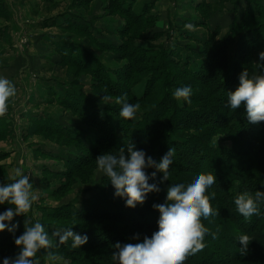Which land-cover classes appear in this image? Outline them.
<instances>
[{
    "label": "rangeland",
    "instance_id": "obj_1",
    "mask_svg": "<svg viewBox=\"0 0 264 264\" xmlns=\"http://www.w3.org/2000/svg\"><path fill=\"white\" fill-rule=\"evenodd\" d=\"M149 5L152 6L149 7ZM15 7L16 12L13 13ZM260 7L264 9V0H136L133 7L136 13L143 14L144 8L145 10L150 8L147 15L154 17L153 24H148V22L140 24L139 21H133L127 16L128 14L121 11L116 0H0V77L9 79L17 90V95L9 100L7 113L0 117V122H2L0 125V171L6 174L0 177V180L5 184L12 183L14 170L17 167H21L24 174L29 175L37 199L26 214L27 217L33 222L50 224L54 230H57L56 225L80 226L81 223L73 220L46 218L45 213L67 205L76 210H82L83 199L95 195L96 191L110 183L109 178L98 168L97 163L91 166L87 174L79 173L69 177L56 174L58 171L66 170L67 155L76 157L86 154L87 145L94 146L98 142L100 131L93 123L84 120V117L69 104H60L57 84H55L56 90L48 89L47 91L55 101L51 99L52 103L43 105L47 97L39 95L42 90L31 91L29 87L25 88L31 83L30 76L34 70L66 81L69 89L66 93L75 92L79 96L80 103L91 102L96 105L117 124L118 130L123 134V127L130 126L132 123H137L138 126L144 113L153 109L163 96L160 97L157 93L156 96L143 100L129 97L130 103L139 104L140 107L134 119L126 120L120 116L122 106L116 102L117 98L122 96V92H116L108 84L102 82L104 76L101 72L95 74L89 69H96L99 65H103L105 69L110 70L111 78L120 79L117 80V83H120L124 82L126 67L133 64V67L140 69V73L135 74L138 78L146 77L148 74L159 75V80L153 88L158 91L167 78L165 73L167 66L165 67L163 63L161 67L160 61L154 62L155 56L161 49H167L172 58L176 59H182V55H189L193 69L207 68L205 65L207 57L199 54L200 50L205 47L204 43L209 42L212 49L218 46L233 24L239 22L244 15L250 20L241 24L239 29L253 28L259 21L255 20L254 15L258 14ZM171 16L174 17L172 20L175 22L170 20ZM184 19L187 21H183ZM51 20L54 22L65 20L66 28L55 24L49 26ZM260 20L264 21V17ZM186 24L194 25L195 30L186 29ZM215 30L218 32L214 33ZM53 37L54 42H62L58 39L60 38L76 45L81 49L82 61L80 62L85 64L86 59L91 67L88 64L84 67L69 62L66 54L56 50L57 47V49H62L65 45H59V43L52 45L50 40ZM124 42L131 43L132 47L138 50L155 48L156 51H150L149 56L148 54H144V57L136 55L132 60L131 57L125 56V53L128 54V51L132 49L126 47L125 50H120L104 46H121ZM63 51L66 52V48ZM226 51L230 62H233L238 54H243L237 42L229 44ZM261 51L264 50L256 49L247 60V70L252 75L259 71L257 64L258 54ZM14 58L24 59V64L22 62L18 70L9 65ZM167 68L170 74L169 86L172 89V95L177 88L189 86L192 89V95L196 96L189 103L173 95L174 101L187 109L199 110L201 105L197 101L200 96L204 95V92H207V88L194 89L192 77L179 74L180 71L172 64ZM147 78L132 89V92L139 97L146 87ZM103 94L110 96L111 99L102 101ZM26 107L32 108L26 110ZM60 122L69 126H64ZM184 123H189V121ZM41 125H46V127ZM55 126L70 130L81 142L79 139V142L72 141L49 129ZM187 132L194 133L190 130ZM226 135V131L218 129L212 138L210 137L212 144L227 147L241 146V142L236 141L235 136L227 138ZM113 150L115 149L112 147H103L99 155L106 151L110 154ZM115 152L120 153L116 150ZM150 156L157 161L158 152ZM246 159L250 160L245 157L240 161ZM6 205L7 208L11 207V205ZM7 208L1 210L0 213L6 211ZM21 217L23 215L16 216L11 222L18 224ZM95 223L91 222V225ZM112 229L116 230V228ZM145 236L151 237V234H145ZM10 237L13 238V234ZM12 238L10 240L13 241L14 238ZM71 244L72 242H67L52 249L58 256L54 262L47 261L46 251L41 249L38 253L39 264L96 262L97 253L85 245L74 249ZM60 250L64 251L59 252ZM111 250L114 251V249Z\"/></svg>",
    "mask_w": 264,
    "mask_h": 264
},
{
    "label": "trees",
    "instance_id": "obj_2",
    "mask_svg": "<svg viewBox=\"0 0 264 264\" xmlns=\"http://www.w3.org/2000/svg\"><path fill=\"white\" fill-rule=\"evenodd\" d=\"M116 1L120 10L128 14L127 16L133 21H139L140 24L144 22L153 24L154 17L147 15L150 8L148 10L144 8V13L138 14L133 10L136 0ZM257 13L254 18L259 21L253 28L239 29L241 24L250 20L244 15L239 22L233 24L218 46L212 49L209 42L204 43L205 47L200 50L199 54L207 57L208 60L205 64L207 68L193 69L189 55H182V59L172 58L167 49H161L155 56L154 62L160 61L161 67H163V63L165 67L172 64L180 71L179 74L192 77L194 89L207 88V92H204V95L200 96L197 101L201 105L199 110L187 109L174 101L172 89L169 86L170 74L167 67L165 70L167 78L160 85L158 91L153 88L159 80V75L148 74L146 76L148 77L145 81L146 87L140 97L133 93L132 89L146 77L135 76L140 73V69L133 67V64L126 67V73L123 76L124 82L120 83H117V80L120 79L111 78L110 70L105 69L103 65H99L96 69H89L95 74L101 72V75L104 76L102 82L108 84L114 91H121L122 95L126 94L128 98L143 100L154 97L157 93L160 97L163 96L153 109L144 113L138 126L137 123H132L130 126L123 127V134L118 130L117 124L111 121L96 105L91 102L80 103L77 93L67 92L63 97L59 96L60 104H69L84 117V120L93 123L101 134L99 133L98 142L94 146L87 145L86 154L76 157L67 155L65 158L67 168L65 171L56 172L57 175L69 177L79 173L87 174L91 166L96 164L95 157H98L103 147L106 146L119 152L120 148L126 149V146L132 142L137 150H143L147 156L158 152L157 161L170 148L174 149L173 163L168 175L169 181L161 183V173H157L155 180L150 179L149 183H157L160 191L149 193L142 205L137 204L135 208L127 207L126 198L116 197L115 189L109 183L108 186L96 191L95 195L83 199L82 210H76L67 205L64 208L45 213L46 218L73 220L82 224L80 226L75 224L56 225L55 228L57 230L73 228L75 232L87 235L88 241L84 245L97 253V257L96 262L84 264H117L112 260L113 245L117 242L121 244L138 242L132 239L137 234L142 241L145 234L152 235L157 231L160 214L153 208V205L165 203L167 189L171 183H183L187 186L201 172H211L216 176V183L207 189L206 195L211 197L212 192L216 193V197L210 199V203L214 209L219 210V216L211 215L201 218V222L210 230V234L205 236L206 247L202 252L189 255L184 264H264V203L259 205L260 214L252 216L249 220H245L238 213L234 203L240 194L247 192L254 195L257 190L264 191V121L251 124L247 120L243 106L240 109H232L228 104V92L235 91L239 86V75L245 68L248 69V58L253 55L256 49L264 50V21L260 20L264 17V9L260 7ZM217 32L218 30H215L214 33ZM238 35L240 36L237 38ZM234 42L239 43L243 54H238V57L230 62L226 50L229 44ZM104 46L120 50H125L126 47L132 49L128 51V54L125 53V56L131 57L132 60L136 55L144 57V54L149 56L150 51H156L155 48L138 50L133 48L129 42H124L121 46ZM80 52L81 49L77 46L68 49L66 55L69 62L84 67H86L85 64L90 66L86 59L85 64L80 62L82 61ZM258 69L259 71L255 75L262 74V70ZM195 97L191 94L190 100L193 101ZM187 120L189 123H184ZM1 124L2 122H0ZM41 126L46 127V125ZM49 129L72 141L79 142L77 136L62 126ZM218 129L226 131L227 138L235 136V140L241 142V146H214L211 138ZM188 130L194 131V133L187 132ZM115 150L110 151V154L119 156L120 153H116ZM245 157L250 160L240 161ZM145 171L151 177V173L155 169L148 168ZM2 176H6L4 171H0V177ZM3 184L5 182L0 180V185ZM6 208V204L0 205V211ZM25 219L26 217H21L18 222L19 226L14 233L7 229L0 232V264H3L4 258L15 257L20 251L14 241L16 237L23 234ZM31 221L33 222L32 219ZM86 222L89 223L84 224ZM91 222L96 223L91 225ZM5 223L9 226L14 224L8 221ZM42 225L50 235L56 231L50 224ZM112 228H116V230ZM211 233L216 234V239H213ZM11 234L14 239L10 237ZM241 234L249 235L253 239L249 244V252L244 257L239 254L241 244L238 237ZM36 259H39L38 254Z\"/></svg>",
    "mask_w": 264,
    "mask_h": 264
},
{
    "label": "clouds",
    "instance_id": "obj_3",
    "mask_svg": "<svg viewBox=\"0 0 264 264\" xmlns=\"http://www.w3.org/2000/svg\"><path fill=\"white\" fill-rule=\"evenodd\" d=\"M188 30H195L194 25L186 24ZM257 66L262 74L251 75L245 68L239 75V86L235 91L228 92V104L232 109L243 106L249 123L257 124L264 121V51L258 54ZM192 89L189 86L177 88L173 93L177 99L183 98L190 101ZM17 95L14 84L5 77H0V117H3L9 107V100ZM110 96L104 95L102 101H109ZM120 104V116L126 120L134 119L139 104L128 101L126 94L117 98ZM119 156L107 153L96 157L98 168L109 178L115 189L114 195L126 198V206L135 208L142 205L149 193L159 192L155 180L157 173H161L160 182L169 181V169L173 163L174 149L169 151L159 160L147 156L143 150H137L131 142L125 148L119 149ZM153 168L151 177L145 171ZM216 183V176L211 172L199 173L194 181L187 186L183 183L170 184L167 189L166 201L163 204H154L153 208L159 212L158 230L151 237L144 236L140 241L139 234L132 237L134 241L113 245L112 260L117 264H184L189 255L202 252L205 247V236L210 234L209 228L201 222L202 217L211 215L219 216V210L214 209L210 199L216 197L212 192L211 197L206 195L207 189ZM37 199L33 191L30 177L24 174L21 167L14 170L13 182L0 185V205L8 204L6 211L0 213V232L8 230L14 233L18 224H6L14 217L23 215L24 232L15 238V245L20 249L15 257H6L3 264H39L36 259L41 249L46 251V260L54 262L58 259L53 248L72 241V248H80L88 241L87 235H81L73 228L56 230L49 234L40 222L33 223L27 217L33 202ZM237 211L245 220L260 214L259 205L264 203V191L257 190L254 195L243 193L234 201ZM213 239L216 234L211 233ZM241 244L239 254L244 257L249 252V244L253 239L246 234L238 237Z\"/></svg>",
    "mask_w": 264,
    "mask_h": 264
},
{
    "label": "crops",
    "instance_id": "obj_4",
    "mask_svg": "<svg viewBox=\"0 0 264 264\" xmlns=\"http://www.w3.org/2000/svg\"><path fill=\"white\" fill-rule=\"evenodd\" d=\"M16 12V7L14 8V11H13V13H15ZM73 12V11H72ZM70 17V16H69ZM172 17V18H171ZM170 17V20H172V19H174V17L173 16H171ZM64 18H65V16H64ZM65 20H63V21H59V20H57V21H53V20H51L50 21V23H49V26H51L52 24H55V25H57V26H60V27H62V28H66L64 25H67L65 22H64ZM172 21H174L175 22V20H172ZM183 21H187L186 19H184ZM212 26L210 25V28H211ZM37 37H40V36H38L37 35ZM59 40H61L62 42H54V40H55V38L53 37V39H51L50 40V42L52 43V45H53V43H59V45L60 44H62L63 46L65 45V47L64 48H60V49H57L56 48V50L58 51V50H60V52L61 53H64V54H66L67 53V51H68V49L67 48H70V47H72V48H75L76 47V45H73V44H71V42L70 41H67V40H62V39H60V38H58ZM198 39V38H197ZM200 41H202L201 39H200ZM66 48V52L65 51H63L64 49ZM184 54V53H183ZM47 61V60H46ZM22 62H23V64H24V59L23 58H14L13 59V62H11V64H9L10 66H12L15 70H18V68H20L21 66H22ZM30 78H31V83L28 85V86H25V88L26 87H29L30 88V90L31 91H35V90H37V91H41L40 93H39V95L40 94H42V95H45L46 97H47V101H46V103H44L43 105H46V104H48V103H52V102H50V100L51 99H53L54 100V98H51V97H53V96H51V95H49L48 93L49 92H47L48 91V89L49 90H56L57 88L55 87V84H57V86H58V89H57V93H59V96H61V97H63L64 95H65V93H66V91H68L69 89H68V86L66 85V84H68V83H65L66 81H63V80H59V79H57V78H54V77H52V76H46V75H44V73L42 74V73H39L38 71H36V70H34V73L30 76ZM43 80V81H42ZM56 80V81H55ZM47 82H49L48 84H45V83H47ZM43 83V84H42ZM61 84V85H60ZM42 85V86H41ZM29 95H30V93H29ZM55 101V100H54ZM31 104V103H30ZM29 105L27 104V107H28ZM31 106V105H30ZM38 106V105H37ZM26 107V108H27ZM32 107H29V108H27L26 110H29V109H31ZM59 122V121H58ZM61 124H63L62 122H60ZM64 126H69V125H65V124H63Z\"/></svg>",
    "mask_w": 264,
    "mask_h": 264
}]
</instances>
